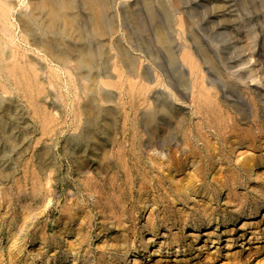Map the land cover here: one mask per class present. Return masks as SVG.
Wrapping results in <instances>:
<instances>
[{
  "label": "rangeland",
  "instance_id": "rangeland-1",
  "mask_svg": "<svg viewBox=\"0 0 264 264\" xmlns=\"http://www.w3.org/2000/svg\"><path fill=\"white\" fill-rule=\"evenodd\" d=\"M10 1L8 27L12 40H14L10 44V49L14 51L17 48L21 54L27 55L26 60L31 61L28 63L29 65L36 62L42 65V70L36 73L38 75L42 74L45 82H40L38 77L35 82L41 88L44 86L45 94L48 90L52 96L48 95L46 102H40L34 97L35 93L33 91L27 94V91H21L20 88L12 86L11 90L5 92L4 85L1 83L2 79H0V94H3L4 99L10 98L15 102L13 108L10 109V113L18 114L19 112L22 114L29 126L27 136L22 139L19 138L16 146L14 144L9 145L4 136H0V156L5 157L6 165L10 166V174L7 180L3 183L0 182V216L8 213L6 222H3L0 218L2 220L0 221V228L3 230L0 231V264H94L99 258H104L101 261L102 264H122L120 262L122 254L127 253L129 255L131 251L128 248L123 250L122 247H120L121 249L118 248L117 252L110 251L106 250L105 246L109 248L113 241H118L121 244L125 235L130 234L133 242L132 248L139 251V256L138 258H129L126 264H264V207L259 211L253 208L241 214V216L237 215V213L234 214L236 209L238 210V202L234 201V194L238 191L241 193L253 191L256 194V191L261 189V192L264 193V175H262L258 183H254L252 181L256 175L252 176L254 173H249V177L247 176L249 178L248 185L246 183L243 185L238 184L237 187L239 189L234 188L235 186L233 187L232 182H230L231 179L228 178L229 181L226 185L218 186L213 190L212 205L216 212L213 224L205 223L202 225L200 223L198 212L192 211V209L196 204L198 206L203 204V201L192 193H190L192 198L189 197L188 200H185L182 196H179V198L178 195H170L167 190H164L165 192L157 191V193L151 188L152 191L150 190V193L145 194L139 191L135 196L136 203L130 207V209H133L130 210L129 220L132 222L133 227H130L129 231L125 230L122 232L119 228H116V231L113 229L114 225L112 223H116L115 219H107L110 215L109 210L105 212V210L100 209L96 205L99 189L85 191L83 188H86L85 181H87V176L78 174L73 166V164L80 163L95 164L93 168H96L98 164H110L112 169L108 171V175H113L112 172L115 173L116 170L124 168L125 165L138 168L141 164H156L158 167L161 164L172 163L176 155L177 157L183 156L185 158V154L189 152L188 149L184 150L186 145L185 130L190 124L200 121L195 115L192 102L197 87H204L205 89L211 87L213 89V95L211 96H214L212 97L214 102L216 101L223 105L222 109L226 112V117H232V121L240 127L246 128L250 126V128H253L252 132L257 133V129L252 126V121L254 120L259 121L257 123H260L258 126L264 127V118L259 113L260 104L257 95L247 86L239 88L240 95L245 96L250 108L247 120L241 122L240 114L235 112L231 105L238 96L235 92H232L233 98H226L222 95L218 85L211 83L207 69L197 54V50L199 52L201 50V56L204 55L202 54L204 52L209 60L213 62L214 71L219 72V77H222L223 82L228 84L231 83V78L229 74H226L225 67L227 64L238 60L242 48L245 52L255 50L264 59V0H234L235 5L232 9L236 15L235 21L230 20L227 15L226 17L223 16V12L227 11L219 7V3V5H216L217 3L213 0H207L209 1L208 3H203L201 0H185L186 3L180 6L178 12L172 7L166 8V11L153 8V15L146 12L145 7L140 5L135 7L122 6V8L109 4L106 7L104 18L107 32L106 37L102 39H99L96 33L90 29L91 24H89L88 15L84 11L83 3L81 0H76L77 11L82 16L81 23L83 26L85 25L86 36L88 37L87 42L90 43H87L88 47L92 45L91 48L96 51L97 55L93 72H104V74L109 72V74L113 75V78L110 79L102 76L98 78L114 98L110 102L99 101V104H102L101 106L109 107L114 111V125L105 127L101 123L95 130L91 129L95 140H102L104 145L97 151L93 146H89L85 140H81L79 145L72 144L73 138L79 136L81 124H83L85 119L82 106L85 103L86 96L81 88L84 81H79L77 74L70 67L66 68L59 63L57 64L51 56H47L40 48L34 46L21 28L18 15L30 9L31 0ZM158 27L167 40L168 45L166 48L159 46L156 42L155 33ZM73 40H75L74 35H71L68 45L69 47L72 46L73 59H75L76 49L78 48H76L77 46L73 43ZM102 40L103 45L100 43ZM195 43L197 44L194 46L193 44ZM119 46L124 47L125 51H128L136 58L140 73L138 76L133 77L128 72L126 65L122 61ZM138 47L144 48L147 52L144 53L138 50ZM172 53L177 55V61H173L175 56H172ZM183 53L190 58L188 59L189 63L183 61L190 81L189 92L186 95H181L178 90L171 88L166 83L168 79L172 80V78L176 79L175 81L169 80L173 84L177 80L179 81L176 73L177 69L175 71V68L180 64L182 65L178 59L180 54L182 55ZM153 58L155 60L151 61ZM146 68L151 71V82L146 81L143 76ZM51 76H54L55 89L49 84ZM101 83H98V85L100 86ZM134 83H136L137 87L141 85V87H144V85L150 86V89L138 95L136 92L137 87ZM162 90L167 96H171V102L175 106L184 108L186 113V123L180 132H177L176 140L173 138L174 136L171 137L170 142L167 144V151L157 150L149 145V137L141 123L142 113L153 109V96ZM54 103L57 104L55 109L52 106ZM16 104L19 107L17 112H15ZM43 114L48 115L50 118L53 116L55 119L49 132L44 129ZM158 123L159 128L165 130L162 137L172 135L168 129L167 118L161 117ZM68 139L69 152L64 147ZM217 141L218 139L215 136L211 137L212 143ZM177 143L179 144L178 147L176 146ZM44 145L51 147L55 159L52 165L47 166L42 171L38 166L36 155ZM77 152L81 156L80 160H77ZM248 153L252 154L251 152ZM255 155L259 157L260 153ZM232 156L228 155V165L223 164L224 166H219V168H234L235 162L240 163L241 157L246 155L240 156L237 153V155L233 154ZM160 159H163V162ZM195 160L194 158H189L185 164H196L198 160ZM259 169L261 171L264 168L260 166ZM102 170L94 172L92 176L97 183L101 184H103L101 180ZM148 171L147 169V173L140 175L141 179L137 181L135 186L136 191L139 190L140 181L142 180L153 184L152 181L147 179L153 178L156 173ZM174 172L172 174L168 172L166 174L165 172L164 174L169 179L173 177L175 180L182 175L181 171ZM105 175L103 178H105ZM34 178L41 180V190L45 194L44 199L40 202L33 199L35 190L31 185H28V188L27 186L23 188L26 193H22L21 189L17 190L13 186L15 182L19 183L18 181L25 183L29 180V182H33ZM256 184H259L258 187L261 186L257 188ZM28 193H31L32 197ZM22 194H28L27 196L29 197L25 199L26 197L24 198ZM164 195L167 196L169 204L168 202H162L164 199L161 197H164ZM159 196L160 198H158ZM256 198L264 204V198L262 199L259 196H256ZM116 199L119 200L118 197ZM121 199L120 197V201ZM141 199L142 201L148 200L150 202L146 208H144V204L139 203ZM123 200H125L124 197ZM76 201L78 202L76 203ZM153 202L157 205L152 207L153 209L155 208V213L150 216L147 211L152 209L150 206ZM70 203L73 204L71 205ZM77 205L81 206L80 209L83 213L79 214L77 219H75L76 221L71 222V225L73 223L74 225L82 223L83 216L86 214L91 218L93 217V223H95L90 228L91 230L89 229L92 236L90 239L87 238V229L83 232H81L82 230L77 231L82 236V240L85 237L87 239L85 238L86 241L83 243L84 251L79 249L72 253V251L67 252L69 247L67 245L81 240L80 236L77 237L78 235H74L75 237L69 235V213L72 212L70 208L74 207L73 209L71 208L74 210ZM198 206L197 209L201 210V206L200 208ZM183 210L188 211L190 219L185 225L178 226L179 218L177 216L182 214ZM173 211L176 214H173ZM251 213L255 215L252 219H250ZM106 216L107 218H104ZM163 217L165 219L169 218V221L171 220L172 222L161 221V219H164ZM124 218L126 219L127 217ZM152 218L159 219L158 224L156 223L153 227L149 225L150 228L146 232L145 228L148 225L146 226L145 224L154 222ZM149 219L151 220L148 221ZM35 221L36 224L32 225ZM216 221L219 222L217 231L215 229ZM29 228L32 233L28 236L24 235L26 229ZM152 229H156L158 234L153 235ZM203 232L205 235H202ZM190 233H197V236L188 237ZM174 237L180 242L175 241ZM152 238L154 241L150 242ZM215 242L216 244H214ZM103 244L104 247H102ZM47 245L52 246L53 249L50 251L47 249ZM159 246L161 248L160 252L156 251ZM104 250L108 254H101ZM11 251H13V254L9 255ZM112 254H119V259L114 261ZM135 259L137 260L136 262H134ZM176 260L178 261L175 262Z\"/></svg>",
  "mask_w": 264,
  "mask_h": 264
},
{
  "label": "bare ground",
  "instance_id": "bare-ground-1",
  "mask_svg": "<svg viewBox=\"0 0 264 264\" xmlns=\"http://www.w3.org/2000/svg\"><path fill=\"white\" fill-rule=\"evenodd\" d=\"M81 1L83 3L84 11L88 15L89 24H91L90 29L96 33L99 39L106 37L105 35L107 32V29L105 27L104 18H105L106 7L109 4L115 5L116 7H122V6L123 7L125 6L135 7V6L140 5V6L145 7L146 12L153 15L154 14L153 8H156L158 10L159 9L165 10L168 7H172L174 8V10L178 12L180 9V6L186 3L185 0H81ZM201 1L203 3L209 2L207 0H204V1L201 0ZM213 1L217 3L216 5L220 4L219 7L224 8V11H227V12H223L224 13L223 16L226 17L227 15V17H229L230 20L235 21L236 15L234 13V10L232 9V7H234L235 5L234 0H213ZM10 6H11L10 0H0V33H1L0 34V77H1L0 79H2L1 83L4 85L3 88L5 92H8V90H11L12 86L18 87L20 88L21 91H24V90L27 91L26 92L27 94H30L31 91H33L35 93L34 97L37 100H39L40 102H46L47 96L48 95L52 96L51 93L47 90V93L45 94L44 86L41 88L37 84V82H35L37 77L40 82H45L44 76H42V74L38 75L36 73L42 70L43 68L42 65L37 62L35 64L29 65L28 63L31 61L26 60L27 55L21 54L19 52V49L17 48L14 49V51L10 49V44L14 42V40H12V35L10 34V30L8 27ZM76 6H77L76 0H31L30 9L28 11L21 12L18 15V20H19V23L21 24V28L27 34L29 40L33 42L34 46L40 48L42 52L45 53L47 56L48 55L51 56L57 62V64L59 63L61 66H64L66 68L70 67L72 71L77 74L79 81H84L83 86H81V88L84 91V95L86 96L85 101H84L85 103L82 106L85 119H84L83 124H81L79 136L73 138L72 144L79 145V142L81 140H85V142L89 146L91 147L93 146V148H95L97 151V150H100L101 147H103L104 145L102 143V140L101 141L100 139H98V141L95 140L93 131L91 132V129L95 130L96 127L99 126V124L101 123H103L105 127L114 125V119H113L114 111L109 107H103L101 106L102 104L101 105L99 104L101 100H104L105 102H108V101L110 102V101H113L114 98L113 96H111L110 92L105 89L104 87L105 85H103L101 81L98 80V78L102 76L104 78L110 79V78H113V75L109 74V72L105 74L104 72L103 73L93 72V68H95L94 67L95 57H97L96 51L91 48L92 45L88 47V44L90 43L87 42L88 37L86 36V29L84 27L85 25L83 26V24L81 23L82 16L77 11ZM56 28L58 29L55 30ZM71 35H74L75 40H73V43L77 46L75 47L78 48L76 49L75 59H73L74 53L71 48L72 46L69 47L68 45L69 40H71ZM155 35H156L157 44L159 46L166 48L168 43L164 37V34L162 33L159 27ZM100 43L101 45H103V40ZM196 44L197 43L193 45L195 46ZM119 47H120V51L122 54V61L126 65L128 72L133 77L138 76V74L140 73L138 70V62L136 58L133 57L128 51H125L124 47L122 46H119ZM138 50H141L144 53L147 52L145 51L144 48H140V47H138ZM197 51H198L197 54L199 55L201 61L203 62L204 67H206L207 69V73L210 77L211 83H216L218 85V88L222 92V95H224V97L226 98H233L232 92H235L236 95L238 96L234 100V103L231 105H232V108L235 110V112H238L240 114L242 118L241 122H243V120H247L246 118L249 116V110H250L247 99L245 98V96L240 95L239 88L243 86L249 87L257 95L258 101L260 104L259 113H260V116L264 118V59H262L259 53L255 50L245 52L242 48V50L240 51L241 55H239L238 60L234 61L233 63L227 64L225 67V70L227 71L226 74H229L231 78V83L228 84V83L223 82L222 77H221L222 79L219 77L220 75V74L218 75L219 72L214 71V66L212 65L213 62L209 60L208 56L204 52L202 53L204 55L201 56V53H200L201 50L200 52L199 50ZM172 56H175L173 57V61L175 60L177 61V58H178L177 55L173 54ZM188 59H190L189 56H185L184 53L182 55L180 54V58L178 60H180L182 65L180 64L178 67L176 66L177 68H175V71L177 69L176 73L178 75L179 81L177 80V82H175L174 84L170 82V81H175L176 79L174 78H172V80L168 79L166 81L167 85H169L171 88L178 90V92L181 95H186L189 92L190 81H189V78L187 77V73L183 65L184 64L183 61H187L188 63L190 62ZM154 60H155L154 58L151 59V61H154ZM143 74H144L143 76L145 77V80L148 82H151V71L149 70V68H146ZM53 77L54 76L50 77L49 84L52 88L55 89ZM98 83H101V85L99 86ZM136 83H134L135 86H136ZM141 86L140 87L136 86L137 87L136 92L138 95L140 93H143V91L147 92L150 89V86L149 87H147L146 85H144V87H141ZM212 90L213 89H211V87H208L206 89L204 87L203 88L197 87L196 93L194 94V99L192 102H193V106L195 109V115H197L200 121L196 122L195 124H190L189 127L185 130L186 145L184 146V150L185 149L189 150V152L185 154V158L182 155H181L182 157H177L176 155L177 153H176L175 154L176 158L172 161V163L168 162V164H161L158 167L156 166V164L155 165L154 164H141V166H139L138 168L132 167L131 165L129 166L125 165V167L123 166L124 168H121L118 171L116 169H113V170H116L115 173L111 171L113 175H108V171L112 169L111 168L112 165L110 164H104V165L98 164L96 168H93V165L95 164H81V163L73 164L78 174L87 176L86 177L87 181H85L86 188H83L85 191L90 190V189L92 190L99 189V193L98 192L97 193L100 196L98 195V200L95 203L100 209L102 208L103 210H105V212L106 210H109L110 212L109 217L107 218L106 216L104 218H107L108 220L115 219L116 223H112V225H114L113 229L115 231H116V228H119V230H121L122 232H124L125 230L129 231L130 227L131 228L133 227L132 222L129 220V217H130L129 213H130V210L133 209V208L130 209V207H132L134 203H136L135 196L137 192L139 193V191L145 194V193H150L151 188L154 189V191L156 192L157 191L162 192L164 190H167V192L170 195H174V196L178 195V197L182 196L184 197L185 200H188V198L191 197L190 193H192L198 198H201L203 201V204H200L201 210L197 209V206H198L197 204L193 206V209H192V211L198 212L199 221L203 225L205 223H208V224L214 223L215 221L214 216L216 212H215V209H213V205H212L213 190H215L218 186L221 187V186L226 185L227 182L229 181L228 178L231 179L230 182H232L233 187L235 186L234 188H238V189H239V187H237L238 184L243 185L244 183L246 184L248 183L249 173H254L252 176L256 175V177L253 178L252 182L258 183L260 181V178L262 177V175H264V169L261 171L259 169L260 166L264 168V127L258 126L260 123L257 124L259 122L257 120L252 121V126H254V129L255 128L257 129V133H253L252 127L250 128L249 126V127L244 128V127H240L237 123H234V121H232V117H226V112L223 111L222 109L223 105H221L220 103L216 101L214 102V100L212 99V97L214 96H211L213 95ZM142 96H145V95H142ZM153 101H154L153 109L151 111L142 113L141 123L143 127L145 128L147 135L149 137L148 139L149 145L153 146L157 150H166L167 144L170 142L171 137L174 136L173 138L175 139L177 132L179 133L186 123L185 109L175 106V104L171 102L172 101L171 96H167L165 93H163V90L158 91L153 96ZM14 105H15V102H13V99H10V98L4 99L3 94H0V136L3 135L4 138L6 139V142L9 145L14 144V146H16L17 144L16 142L19 141V138L22 139V138H25V136H27L29 132V126L27 125V122L25 121V118L23 117L22 114H20L19 112L18 114L10 113V109H12ZM52 106L54 109L57 108V104L55 103L52 104ZM15 109H16L15 112L19 110V107L17 106V104L15 106ZM158 114H160V116L157 117ZM43 116H44V122H43L44 129H46L49 132V129H51V124L55 121V119L53 116L51 118L48 115L43 114ZM161 117L162 118L164 117L165 119L167 118L168 120V127H169L168 129L170 133L172 134L169 137H162L164 136L165 130L159 128L158 120L161 119ZM241 124H245V123H241ZM212 136H215L218 139L216 143L211 142ZM177 144L176 146L178 147L179 144L178 145ZM64 147H65V150L69 152V139ZM246 152L247 153L251 152L252 154L250 153L247 154ZM237 153L240 156H242L243 154L246 155V156L241 157L242 159L241 161H239L240 163L235 162L234 168L232 167L227 168V169L219 168V166L220 167L224 166L223 164L228 165L227 163L229 162L228 155L229 156H232L233 154L237 155ZM257 153H260L259 157L255 155ZM53 154L54 153H52L51 147H48L45 145L37 153L36 156L38 159V166L40 167L42 171L45 170L47 166L53 164L54 159H55ZM189 158L190 159L194 158L198 161L196 164H192V165L185 164ZM80 159H81V156L78 154L77 160H80ZM160 160H162L163 162V159H160ZM6 162L7 161L5 157L0 156V182L1 183L7 180V177L10 174V166H7ZM81 162L83 163V161ZM101 169H103L102 179H101L103 181V184L97 183V181H95V179H93L92 177L94 172L101 171ZM147 169L149 170L148 172L153 171L156 173V175L153 173V175H155L153 176V178L147 179V180L152 181L153 184L150 182L147 183L146 181L142 180L140 181L141 186L139 190L136 191L135 190L136 183L139 179H141L140 175H142V173L143 174L147 173L146 172ZM206 170H208V172H206ZM174 171L182 172V175L180 176V178L175 180L172 177L169 179V177H167L164 174L165 172L166 174L167 172L169 174H172ZM104 175H105V178H103ZM222 179H223V182H222ZM18 182L19 183L15 182L13 184L14 188H16L17 190L21 189L20 191L22 193H26L25 189L23 188L26 186L28 188V185L29 186L31 185L33 189L35 190V195L33 199L39 202L42 199H44L45 194L41 190L42 187H41L40 179L34 178L33 182H29V180H27L25 183H23L22 181H18ZM258 185H257V188L261 186L260 185L258 187ZM261 190L256 191V194L253 193V191L252 192L246 191V193H241L238 191L236 194H234V197H235L234 201L238 202L237 204L238 210L236 209L234 214L237 213V215L241 216V214L246 213L253 208L257 211L261 210L264 207V204L259 202L256 198V196H259L262 199L264 198V193L261 192ZM90 192H93V191H90ZM30 194L29 196H31ZM27 195L22 194L24 198L26 197L25 199L29 197ZM19 197L21 196L19 195ZM117 197L119 198V200L116 199ZM120 197L122 198L121 201H120ZM123 197L125 200H123ZM158 198H160V196ZM161 198L164 199V201L162 200V202L164 203L168 202L169 204V200L167 199L166 195H164V197H161ZM138 200H139V196H138ZM77 202L78 201H76V203ZM139 203L144 204V208H146V206L150 202L148 200L142 201L141 199ZM154 205H157V204L153 202V204L150 207L151 208L155 207ZM200 206L198 207L200 208ZM71 208L70 210L72 212L69 213V235L71 236L78 235L77 237H79L80 233H77V231L82 230L81 232H83L87 229V232H86L88 235L87 238L90 239L92 237L90 228H92L93 224L95 223V222L93 223V219H92L93 217L91 218L89 217L88 214H86L83 216V221H81L80 219L82 223H78L76 225H74L73 223V225H71V222L76 221L75 219H77L79 214L83 213V211L80 209L81 208L80 205H77L74 210H72L74 207L72 209ZM154 209L152 208L151 210L149 209V211H147L150 214V216H153V214L155 213ZM7 214L8 213L2 214L0 216L3 222L7 221ZM173 214H176V213L174 212ZM254 216L255 215L251 213L250 219L254 218ZM124 217H127V218L125 219ZM177 217L179 218V221L177 222L178 226H181L183 224L185 225L187 222H189L188 220L190 219L189 213L186 210L182 214H179ZM130 219L132 220V218ZM150 220L151 219H149L148 221ZM153 220L154 222L145 224L146 226L148 225L145 228L146 232L148 231L150 226L152 227L155 226V224L158 222L159 219L155 218ZM161 221L163 222L169 221V218L167 219L164 218L163 220L161 219ZM169 222H172V221L170 220ZM35 224H36V221L32 223V225H35ZM215 224H216L215 229L217 231L219 222L216 221ZM1 230L2 229L0 228V231ZM30 230H31L30 228L26 229V233L24 235L28 236L30 233H32V231ZM194 231L197 232L196 229H194ZM152 233L153 235L158 234L156 229H152ZM196 234L197 233H190L188 237L197 236ZM202 235H205V233L203 232ZM81 237L82 236H80V239L82 240ZM85 238L82 241L81 240L76 241L74 243H70L69 245H67L69 246L67 248V252L72 251L73 253V251L75 252V251H78L79 249L83 250V243L87 239ZM131 238H132L131 234L125 235V238L121 244H119L120 242L118 243V241L116 242L113 241L111 246L109 248L105 246V249L117 252L118 248L121 249L120 247H122L123 250H126L128 248V250L131 251L130 254L128 255L127 253H124L122 254L121 259H120V262L122 264L123 263L126 264L128 263L129 258L131 257L138 258L139 256V251L137 249L132 248L133 242L131 241ZM174 239L175 241L180 242L177 238L174 237ZM153 241L154 239L152 238L150 242H153ZM214 244H216V242ZM46 247L50 251L51 249H53L52 246L50 245H47ZM102 247H104V244L102 245ZM160 249L161 248L159 246L158 250L156 251L160 252ZM11 252L9 255L13 254V251ZM101 254L105 255L108 253H106V251L104 250ZM119 254H112V259H114V261L119 259ZM102 260H104V258H99L95 261L94 264H100V263L102 264L101 262ZM136 261L137 260L135 259L134 262ZM177 261L178 260H176L175 262Z\"/></svg>",
  "mask_w": 264,
  "mask_h": 264
}]
</instances>
